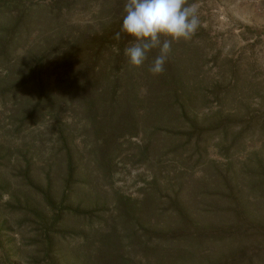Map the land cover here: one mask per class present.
I'll return each instance as SVG.
<instances>
[{"label":"trees","instance_id":"trees-1","mask_svg":"<svg viewBox=\"0 0 264 264\" xmlns=\"http://www.w3.org/2000/svg\"><path fill=\"white\" fill-rule=\"evenodd\" d=\"M83 2L52 0L49 9L41 10L25 8L19 0H12L10 5L0 7V105L9 122L8 128L0 125V134L19 139V143L0 141V196L9 186L3 181L8 167H18L14 169L18 172L17 188L15 193L10 192L16 203L10 208L31 213L43 225L41 242L38 233L34 235L36 247L31 264L43 259L49 264H122L125 258L116 252L118 245L112 231L123 224L134 205L128 197L113 191V207L105 218V191L94 179L105 180L115 160L145 163L149 156L158 155L160 148L159 157L167 150L171 157H180L177 162L182 164V155L203 151L210 138L227 130L220 123L210 127L198 124L190 108L195 91L191 87L185 90L177 79L178 67L167 66L163 74L154 76L147 62L142 68H132L124 51H112L108 38L118 46L129 38L121 32L125 13L119 0H100L96 4V14H106L112 21L87 25L78 32V25L65 26L63 19L70 8L83 12ZM64 27L68 32L63 35ZM15 42L23 52L11 56ZM104 46L111 51H101ZM157 55L154 51L153 60ZM172 79L177 88L171 102L165 84ZM62 113L68 115V121L60 117ZM173 119L187 121L188 125L176 137L160 134V124ZM39 124H46L45 139L38 137L40 132H28L25 139L22 132ZM137 136L139 142L130 140ZM41 148L46 149L43 158L38 156ZM200 173L192 186H188L190 176L166 179L158 189L163 192L156 191V197V178L145 184L150 191L143 189L147 198L138 210L146 230L159 239L148 237L143 243L141 256L145 264H259L264 239H253L257 231L241 226L248 204L260 206L253 203L258 198L248 199L246 193L233 196L238 199L232 208L224 209L219 205V182L215 177L203 178V169ZM242 174L227 168L231 180ZM203 179L210 184L209 191H205V183L199 184ZM248 182L252 189L257 184L264 191V181L253 177ZM202 193L209 198L204 210L208 227L199 223L202 217L195 205L196 200H203ZM162 198L170 202L172 212L156 215L152 206L162 204L164 201L158 200ZM49 210H54L50 217ZM176 218L179 221L174 225ZM251 218L252 224L254 220L258 223ZM100 220L111 223L106 239L112 236L113 240H100L92 256L79 252L75 255L77 247L69 242H77L78 237L86 239L80 227L85 224L91 229L93 221ZM134 245L131 241L130 251ZM78 256L82 261H77Z\"/></svg>","mask_w":264,"mask_h":264},{"label":"rangeland","instance_id":"rangeland-1","mask_svg":"<svg viewBox=\"0 0 264 264\" xmlns=\"http://www.w3.org/2000/svg\"><path fill=\"white\" fill-rule=\"evenodd\" d=\"M11 1L0 0V5H3L0 7L10 5ZM84 1L83 12L78 8H70L63 19L66 22L65 26L69 23L78 25L75 28V32H78L86 29L87 25L94 27V24L100 21H112L111 17L106 14H96V4L100 0ZM119 1L123 5L126 3V0ZM19 2L25 8L41 10H47L52 6V0H19ZM188 3L198 5L200 25L190 41L172 45L165 67L169 66L170 69L178 67L179 75H175L179 77L177 79L184 84L185 90L189 87L194 89L190 108L191 114L195 116L198 124L210 127L220 123L226 125L227 130L225 133L221 132L210 138L203 151L182 155V158H185L184 161H181L182 164L177 162V158L180 157H171L170 151L166 152L167 150L163 151L159 157L162 152L160 148L158 155L149 156L145 163L137 164L130 160H115L114 167L110 174H106L105 180L94 179L95 183L101 184L100 187L105 191L107 211L105 218L113 207V191L128 197L130 203L134 205V209L128 213L127 219L122 221L123 224H117L112 231L118 245L116 252L125 258L122 264H145L141 256L143 243L148 237L154 241L159 240L151 235V230H146L141 216L143 214L138 210L140 203L147 198V195L144 196L143 189H146L145 192L148 189L150 191L149 185L145 187V184L150 182L153 177L156 178L157 183V187L153 188L155 197L156 191L163 192L158 190L160 185L166 179H173L174 175L190 176L191 182L188 186H192V181L198 178L201 169L204 173L203 178L209 177L210 180L215 177L219 182L217 194H219V205L222 208H232L238 199L233 196L241 197L246 193L248 199L257 197L258 200L253 203L260 206L254 208L253 205L248 204L249 207L243 216L241 226L257 231L253 239H264V191L256 186L257 184L252 189L248 182L253 177L261 182L264 181V0H188ZM63 29L64 35L68 29L65 27ZM35 34L36 31L33 32V35ZM32 39L34 38H30L29 41ZM132 39L129 36L128 40L118 46V42L114 43V40L108 38L110 47L114 49L112 51H124L126 47L130 46ZM14 45L11 56L20 55L23 52L22 46H18L16 42ZM105 47H101V51H111L106 50ZM154 51L159 54V49H153L150 52L152 54H148L149 60L146 61L148 64L153 61ZM2 72L1 70V75ZM141 72L139 70V73ZM173 78L175 79V77ZM174 79L165 84L168 100L171 102L175 99L174 92L177 88V82ZM60 117L63 120H69L65 113H62ZM0 118L2 119L0 125L3 129L8 128L7 112L1 105ZM45 125L39 124L25 129L22 135L28 139L30 133L42 132L38 133V137L44 140ZM185 125H188L187 121L178 122L173 119L168 124H160L158 130L160 134L175 135L176 137L180 135ZM1 132L2 129H0ZM139 138V136L132 137L130 140L139 142ZM6 139H10V143H19V139H11L10 136L5 138L0 134V141ZM38 156L45 157L46 149L41 148ZM13 165L11 164V166ZM16 168L18 167H8L6 179L3 178V181L6 180L9 186L7 191L2 192L0 196V264H31V256L34 255L36 247L34 235L38 233L37 240L41 242L40 236L43 232V225L38 223L37 219L34 220L31 213L12 211L10 208L16 203L10 196V192L17 188L15 181L18 172L14 171ZM227 168H230L231 172L240 170L243 174L239 175L236 180H231V175L227 176ZM235 181L239 182L236 184ZM202 183H205V191H209L207 189L210 184L204 179L199 181V184ZM210 193L208 192V194ZM200 196L203 200L198 199L195 202L202 217L199 223L203 227H208L207 220L209 218L204 217V210L207 209L209 198L205 193ZM158 200L164 202L162 204L155 203L152 206L156 215H166V213L172 212L170 202L165 201L164 198ZM49 211H47L48 217L54 210ZM249 214L254 219L256 218L258 223L254 220L252 224L251 220L253 219L251 216L249 217ZM173 219L175 220L174 217ZM178 221L179 219L176 218L174 225ZM93 222L91 229L87 228L85 224L82 225L83 227L79 226L84 230L86 239L78 237L77 242L72 240L69 242L71 246L77 247L75 255L79 252V254L83 253L85 257L92 256L100 240L105 242L113 240L112 236H108L106 239V233L111 225L109 221L106 223L101 220ZM163 228V231H166L168 226ZM82 241H84L83 244ZM131 241L135 242L133 251H130ZM245 241L248 243V240ZM262 246L261 248H264V244ZM77 261H82L81 256H78ZM257 262L264 264V252ZM39 264H49V262L43 259L39 261Z\"/></svg>","mask_w":264,"mask_h":264},{"label":"clouds","instance_id":"clouds-1","mask_svg":"<svg viewBox=\"0 0 264 264\" xmlns=\"http://www.w3.org/2000/svg\"><path fill=\"white\" fill-rule=\"evenodd\" d=\"M123 11L121 32L133 38L124 49L128 63L140 68L159 49L148 69L154 76L165 71L172 45L190 41L200 25L198 5L188 0H126Z\"/></svg>","mask_w":264,"mask_h":264}]
</instances>
